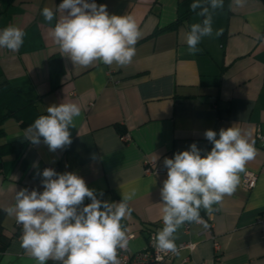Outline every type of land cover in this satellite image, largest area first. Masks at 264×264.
Masks as SVG:
<instances>
[{
    "label": "crops",
    "instance_id": "0c3cea01",
    "mask_svg": "<svg viewBox=\"0 0 264 264\" xmlns=\"http://www.w3.org/2000/svg\"><path fill=\"white\" fill-rule=\"evenodd\" d=\"M61 2L0 0V30L12 25L25 32L18 52L0 48V80L8 79L35 97L43 115L53 104L71 102L81 108L69 129L72 144L55 152L43 138L39 145L27 141L29 126L12 118L3 123L0 142L24 141L26 149L22 164L14 154L0 159V208L12 206L22 188L42 190L37 173L47 165L57 172H75L89 188L102 191L104 200L119 202L123 193H135L129 201L133 211L122 224L132 235L128 247L143 249L147 228L157 232L163 226L159 190L167 178V169L145 173L144 164L163 165L165 157L188 150L192 143L210 151L204 132L234 126L256 149L245 167L257 174L255 185L243 189L241 172L236 191L214 205L211 215L201 209L200 215L213 224L220 246L217 259L203 224L187 222L188 230L183 224L175 233V243L195 246L178 249L179 255L166 264H264V240L256 221L264 213V146L255 139L257 129L264 133V1L244 0L240 7L224 0L223 9L213 14V35L203 38L201 50L191 55L185 34L203 19L190 9L193 0H95L110 15H132L142 35L130 64L97 61L88 67L61 55L51 37L56 20L49 23L41 14L45 7L55 12ZM190 10L176 28L165 29ZM217 29L223 30L218 37ZM55 54L61 67L51 74L48 59ZM120 132L129 138L122 139ZM3 225L11 240L0 264H37L20 246L22 228L16 235L15 217L6 213Z\"/></svg>",
    "mask_w": 264,
    "mask_h": 264
},
{
    "label": "clouds",
    "instance_id": "9594fccd",
    "mask_svg": "<svg viewBox=\"0 0 264 264\" xmlns=\"http://www.w3.org/2000/svg\"><path fill=\"white\" fill-rule=\"evenodd\" d=\"M243 7L244 0H234ZM190 9L202 21L189 26L185 34L188 53L197 54L203 38L213 35V14L223 9L224 0H193ZM199 10V11H197ZM57 13L62 16L57 19ZM44 19L56 23L51 37L62 56L72 64L88 67L94 62L126 66L136 54L141 31L132 15L109 14L107 6L95 0H62L56 11L42 10ZM222 29L215 35H222ZM25 32L9 25L0 30V48L18 52ZM81 108L76 103L47 107L29 125L25 139L39 145L41 138L49 151L72 144L70 128ZM204 137L210 151L192 143L188 150L165 157L167 178L160 188L162 228L152 237L153 246L162 252L179 255L175 233L185 222L204 223L201 209L211 215L225 196L232 195L240 182V173L256 156L254 144L237 127L208 129ZM42 190L22 188L15 203L4 209L21 226L20 246L37 264H120L119 251L127 250L130 236L122 220L132 209L129 201L135 193H123L119 202L102 199L103 192L87 186L75 172H57L46 167L37 173ZM90 201L85 203V201ZM206 226V225H205Z\"/></svg>",
    "mask_w": 264,
    "mask_h": 264
},
{
    "label": "trees",
    "instance_id": "16d2710c",
    "mask_svg": "<svg viewBox=\"0 0 264 264\" xmlns=\"http://www.w3.org/2000/svg\"><path fill=\"white\" fill-rule=\"evenodd\" d=\"M9 2L13 0H8ZM264 1V0H263ZM182 14L176 18L172 23L168 24L165 29L176 28L187 15ZM157 31V30H156ZM48 65L50 73L53 74L60 70L61 57L59 54H55L49 57ZM44 112L38 107L37 99L35 97L27 95L19 86L14 84L8 79L0 80V139L4 135L3 123L8 119H15L21 127L31 125L36 118L43 115ZM123 133V132H120ZM26 149V142L24 141H10L0 142V159L7 154H14L18 163H23V153ZM6 212L0 208V254H2L8 247L11 237L4 232L3 221ZM20 226H17L16 235L20 233ZM155 231V229L147 228V234L149 231ZM47 264H54L52 260H49Z\"/></svg>",
    "mask_w": 264,
    "mask_h": 264
},
{
    "label": "built area",
    "instance_id": "2783aa9c",
    "mask_svg": "<svg viewBox=\"0 0 264 264\" xmlns=\"http://www.w3.org/2000/svg\"><path fill=\"white\" fill-rule=\"evenodd\" d=\"M121 138L124 140H127L129 136L128 134L123 133L121 134ZM255 139L257 143L264 146V133L259 131V129H257L255 132ZM46 167H51V166L47 165ZM165 171H166V168L164 167V165L155 164L153 162H146L144 164L145 173L158 174V173H163ZM256 178H257V174L255 172L250 171V170L244 171L241 177L242 188L245 190L252 189L255 185ZM201 217L204 222L202 223L204 227V231L207 234H209V236L214 241V250H215L216 259H217V257L219 256L218 253L220 250V246L218 242L216 241L214 234L212 233V228H213L212 221L203 215H201ZM256 221L260 225L262 238L264 240V213H260L257 216ZM16 226H20V225L16 223ZM188 226H189V223L187 222L184 223L185 230H188ZM155 233L156 231H152V230L148 232L147 246L145 248L132 251L128 247L127 250L119 251L118 258L120 259V264H166V261L170 259L173 253H165V252L159 251L153 246L152 237L154 236ZM129 236L132 237V235H129ZM176 245L178 249L189 248L190 250H192L195 246V244L190 241L176 243ZM199 264H204V263H199Z\"/></svg>",
    "mask_w": 264,
    "mask_h": 264
}]
</instances>
